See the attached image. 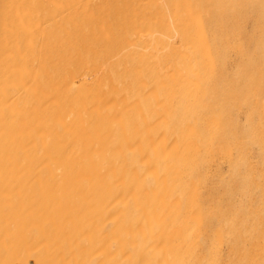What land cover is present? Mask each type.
Returning a JSON list of instances; mask_svg holds the SVG:
<instances>
[{
    "label": "bare ground",
    "instance_id": "bare-ground-1",
    "mask_svg": "<svg viewBox=\"0 0 264 264\" xmlns=\"http://www.w3.org/2000/svg\"><path fill=\"white\" fill-rule=\"evenodd\" d=\"M0 264H264V0H0Z\"/></svg>",
    "mask_w": 264,
    "mask_h": 264
}]
</instances>
